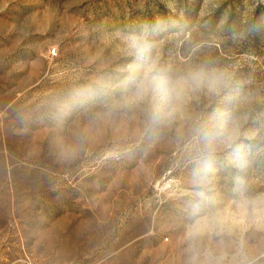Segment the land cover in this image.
Returning <instances> with one entry per match:
<instances>
[{
  "label": "rangeland",
  "instance_id": "obj_1",
  "mask_svg": "<svg viewBox=\"0 0 264 264\" xmlns=\"http://www.w3.org/2000/svg\"><path fill=\"white\" fill-rule=\"evenodd\" d=\"M0 264H264V0H0Z\"/></svg>",
  "mask_w": 264,
  "mask_h": 264
},
{
  "label": "clouds",
  "instance_id": "obj_2",
  "mask_svg": "<svg viewBox=\"0 0 264 264\" xmlns=\"http://www.w3.org/2000/svg\"><path fill=\"white\" fill-rule=\"evenodd\" d=\"M203 74V70H199L193 79H198ZM168 78L163 74H154L152 67H149L142 79L138 80L134 86V92L131 97L128 99V103H137L143 100L145 94L150 89H156L160 91L166 90V85H168ZM180 83L176 82L172 84L170 91L175 95H179ZM196 230L194 229L190 232V235H195Z\"/></svg>",
  "mask_w": 264,
  "mask_h": 264
},
{
  "label": "built area",
  "instance_id": "obj_3",
  "mask_svg": "<svg viewBox=\"0 0 264 264\" xmlns=\"http://www.w3.org/2000/svg\"><path fill=\"white\" fill-rule=\"evenodd\" d=\"M53 53H56L55 50H53Z\"/></svg>",
  "mask_w": 264,
  "mask_h": 264
}]
</instances>
